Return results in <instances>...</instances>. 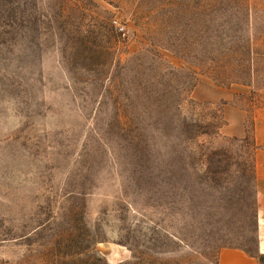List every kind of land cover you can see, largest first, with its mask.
<instances>
[{
  "label": "rangeland",
  "instance_id": "obj_1",
  "mask_svg": "<svg viewBox=\"0 0 264 264\" xmlns=\"http://www.w3.org/2000/svg\"><path fill=\"white\" fill-rule=\"evenodd\" d=\"M257 116L264 0H0V264L255 251V218L224 206Z\"/></svg>",
  "mask_w": 264,
  "mask_h": 264
},
{
  "label": "crops",
  "instance_id": "obj_2",
  "mask_svg": "<svg viewBox=\"0 0 264 264\" xmlns=\"http://www.w3.org/2000/svg\"><path fill=\"white\" fill-rule=\"evenodd\" d=\"M224 117L227 121L225 128L227 135L234 137L245 135L246 112L228 105L224 107ZM253 130L257 147L255 153V203L258 250L264 254V116L255 117ZM220 264H258V262L240 250L224 249L220 255Z\"/></svg>",
  "mask_w": 264,
  "mask_h": 264
},
{
  "label": "trees",
  "instance_id": "obj_3",
  "mask_svg": "<svg viewBox=\"0 0 264 264\" xmlns=\"http://www.w3.org/2000/svg\"><path fill=\"white\" fill-rule=\"evenodd\" d=\"M190 102H192L191 99H189ZM253 125H254V121L252 123L251 126V133H252V137L254 139V130H253ZM248 133V132H247ZM237 139V138H236ZM247 139V135L244 138V140ZM238 140V139H237ZM254 145H255V141H254ZM255 149H257L256 145H255ZM255 160H254V165L253 167L248 168V170H238L237 174L240 176L244 181L245 184H238V186L234 183L233 178H232V174L230 172L229 169H225L226 170V183L228 186H232V187H237V197H235V199L233 200H229L228 202H226V206H224V209H226L227 207H230L229 210L232 211L233 209H236L238 212H240V214L242 215H248V217L250 218H255V224H256V235H257V215H256V203H255ZM168 175L171 176H175V172L172 170H169V172H167ZM219 174V173H217ZM253 174V175H251ZM248 176L251 177V182L250 180L247 182V178ZM232 178V179H231ZM247 183H249L248 187L246 186ZM250 186V187H249ZM230 187H225V190H228ZM256 241H257V247L255 251H252L251 249H247L245 247H238V246H232V245H227L222 247L221 249H237L240 250L242 252H244L246 255H248L249 257L255 258L258 262V264H264V254H261L258 250V237L256 236ZM174 264H184L183 261L178 260V261H174ZM217 264H219V262H217Z\"/></svg>",
  "mask_w": 264,
  "mask_h": 264
}]
</instances>
